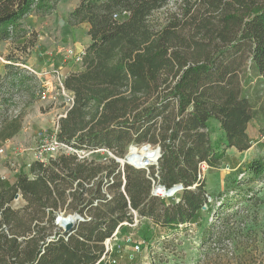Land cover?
Listing matches in <instances>:
<instances>
[{
  "label": "trees",
  "instance_id": "obj_1",
  "mask_svg": "<svg viewBox=\"0 0 264 264\" xmlns=\"http://www.w3.org/2000/svg\"><path fill=\"white\" fill-rule=\"evenodd\" d=\"M58 1L0 0V43L33 47L22 20L32 11L51 13ZM170 3L175 7L166 10ZM202 10L219 16L218 28L208 30ZM82 23L90 42L83 68L64 80L74 100L58 120L57 141L119 158L131 144L148 143L160 147L157 168L148 173L110 156L60 151L46 162L33 160L13 179L0 175V264H95L104 240L132 222V210L137 227L142 219L166 230L195 223L209 204L200 164L218 168L226 149L247 150L252 122L264 136V0H80L66 24ZM187 25L196 34H183ZM198 27L219 42L206 48ZM245 48L249 65L240 79L235 59L225 58ZM211 121L223 133L222 148L212 140ZM20 129V116L5 121L0 141ZM233 176L243 179L234 178L219 196L263 177V158L242 162ZM152 178L166 190L182 188L164 200L152 194ZM229 207L222 199L203 228L201 238L212 243L196 264H264L256 254L264 250L258 232ZM62 211L82 217L69 233L55 222ZM127 231L119 226L120 235ZM225 238L230 249L218 246Z\"/></svg>",
  "mask_w": 264,
  "mask_h": 264
},
{
  "label": "rangeland",
  "instance_id": "obj_2",
  "mask_svg": "<svg viewBox=\"0 0 264 264\" xmlns=\"http://www.w3.org/2000/svg\"><path fill=\"white\" fill-rule=\"evenodd\" d=\"M79 1L60 0L51 13L40 16V18H35L34 12H30L22 20V26L25 31V38L34 37L35 45L33 47L23 50L11 40L0 43V127L14 116L18 115L21 118V129L13 137L3 142L0 141V175L3 178L13 179L14 175L27 169L26 163L34 160V155L42 149L41 145L51 143L58 126V120L65 115L68 109L64 97L56 93L55 90L47 93L45 99H41L39 93L44 86L43 82L49 81V78L45 75H36L27 68L33 69L37 73L49 70L50 62L59 60L64 50L67 47H72L68 45H73V42H67L70 34L63 35L60 30L63 29L67 14ZM174 7L175 5L170 3L166 10H172ZM164 11L162 10L157 16H162ZM202 11L205 12V10ZM201 18L208 26V30L213 31L214 28L219 27V16H215L212 12H205ZM201 21L198 20L196 23L199 24ZM54 26L56 27L54 28ZM84 27V23L79 25L76 33L73 32L72 34L73 37L79 39L81 44H84L85 41ZM199 28L201 32L197 31L196 38H201L206 48L209 49L213 43L219 42V39L213 40L209 37L204 27ZM183 34H196L195 27L187 25ZM209 43L211 45L207 46ZM83 47L86 48L83 45L80 48L73 46L76 49ZM38 53H43V57L39 58ZM249 55V51L245 48L240 53L225 58L226 62L235 59V64L231 66L236 68L240 79L249 65ZM32 76H34L33 79ZM254 86H256V82L253 80L249 87L253 88ZM211 126L213 129L212 140L219 148H222L223 133L219 130L216 122L211 121ZM248 134L251 139V146L247 150L240 152L235 148L226 149L223 162L218 168H210L203 164L201 173L205 179L209 204L203 206L197 222L179 225L177 229L166 230L158 227L153 228L150 221L142 219L138 227L130 228L127 233L121 235V238L126 235L130 236L132 241L126 244L122 243V239L119 241L120 252L114 251L111 255L112 257L115 256L117 260L115 264H196L212 243L201 238L202 231L209 222L214 221L215 211L222 199H225V202L230 206V209L226 211L227 213L240 211L236 216L237 220L244 215L248 216V227L254 230L252 232H258L256 238L263 243V245L259 244L263 249L264 176L237 187L226 195L219 196V193L224 192L232 184L235 178L233 176L234 170L237 166L252 158L262 157L264 160V136L258 133L255 122L250 123ZM144 144L135 145V147L140 149ZM150 146L151 150L156 148V146ZM60 151L75 152L67 148H60L44 151L42 154L49 157L52 152L57 154ZM76 153L80 157L89 156L103 159L104 156H110L115 160L123 158L115 157L110 152L99 149L95 150V153L86 150H77ZM239 178H241L240 180L243 179L241 176L235 179ZM173 196L159 198L169 200ZM74 213L76 212L62 211L58 214L66 217ZM220 218L222 221L224 217ZM231 220L233 221L234 218ZM251 236L253 237V234ZM222 241L224 244H218V246L231 248L228 239L225 238ZM136 244L141 247L136 249ZM256 254H261L260 257L262 258L264 257V250H259Z\"/></svg>",
  "mask_w": 264,
  "mask_h": 264
},
{
  "label": "built area",
  "instance_id": "obj_3",
  "mask_svg": "<svg viewBox=\"0 0 264 264\" xmlns=\"http://www.w3.org/2000/svg\"><path fill=\"white\" fill-rule=\"evenodd\" d=\"M85 55V48H81V49H76L73 47H67L64 52H63V63H66L67 60H71L75 65L78 66L79 70H81L83 68V57ZM28 70H30L32 73L36 74V75H45L47 76V78H49V81L47 82H43L44 86L43 88L40 90L39 96L41 99H45L47 93H50L51 91L55 90L56 93L60 94L61 96L64 97V100L66 102L67 108L71 107L73 104V94L72 92H70L69 90H67L64 86V80L66 78V76L68 75L66 72L64 73V65L59 64V65H55L53 63H51V66L49 67V70H43L40 73H37L35 70L27 68ZM51 78V79H50ZM58 128V126H57ZM57 131V129H56ZM56 131L54 134V137L52 138V141L50 144H42V149L40 150V152L36 155H34V160H39L42 162H46L48 160L49 157H53L55 155V153H51L49 155V157H46L42 154V152L44 151H48L52 149H60V148H67L69 150H73L72 148L68 147L67 145L60 143L57 141L56 139ZM99 150H103V149H99ZM1 151V149H0ZM76 152V150H73ZM33 160L29 161L26 163V168H29L31 162ZM202 163L200 164V168L202 169L203 167ZM156 167L157 168V164H154L153 161L148 160V162L146 164L143 165L142 169H145L148 173H149V168L150 167ZM155 173V172H154ZM157 174L155 173V176ZM152 194L157 196V197H165L167 196L165 193H162V188L157 184H155V180L152 178ZM180 190V189H179ZM179 190H177L176 192H178ZM175 192V193H176ZM175 193H173L171 196H173ZM108 196V194H107ZM163 199V198H161ZM133 213V220L132 222H122L120 225H125L127 226L128 230L130 228H134L138 225V221L139 219H137V215L136 212H134L133 210L131 211ZM118 225L116 227V229L113 231V233L111 234V236L107 239L104 240L103 245H104V253L100 256V258L98 259V261L95 264H115L116 263V258L115 256H111L112 253L115 251L117 253L120 252V248L119 245L122 239V243L126 244V243H130L132 241L130 236H123V238H121L120 232H119V226ZM128 232V231H127ZM114 244V245H112ZM135 248L138 249V244L135 245Z\"/></svg>",
  "mask_w": 264,
  "mask_h": 264
},
{
  "label": "water",
  "instance_id": "obj_4",
  "mask_svg": "<svg viewBox=\"0 0 264 264\" xmlns=\"http://www.w3.org/2000/svg\"><path fill=\"white\" fill-rule=\"evenodd\" d=\"M150 147H151L150 144L145 143L141 148H144L146 152L140 154L137 152H133V149H137V148L135 147V145L131 144L125 156L122 159H116V161L120 162L122 165L126 163L134 166L135 168H143V165L146 164L148 160L154 158V160L152 161L154 164H157L158 158L160 157V147L156 146L154 150H151ZM161 188L167 196H171L177 190L181 189L182 186L175 185L174 187L168 190H166L163 186ZM66 217L67 218L63 217L62 214H57L55 222L60 228L63 229L64 233H69L72 230L74 224L77 221L82 220V217L77 213L68 215Z\"/></svg>",
  "mask_w": 264,
  "mask_h": 264
},
{
  "label": "crops",
  "instance_id": "obj_5",
  "mask_svg": "<svg viewBox=\"0 0 264 264\" xmlns=\"http://www.w3.org/2000/svg\"><path fill=\"white\" fill-rule=\"evenodd\" d=\"M34 12V11H33ZM32 15V14H31ZM33 16L35 17V18H40V16L39 15H37L35 12L33 13ZM27 19V18H26ZM83 24V23H82ZM79 25H81V24H79ZM79 25H77V26H69V25H67L66 24V18H65V23H64V26H63V29L62 30H60L61 32H62V34L63 35H66L67 33H69L70 35V38L68 39V43L69 42H73V45H68V46H74V47H76V48H80L82 45L83 46H85V47H87V45L89 44V42H90V38H89V36L87 35V30H88V24H86V23H84V25H85V27H84V29H85V41H84V44H81L80 42H79V39L77 38V37H73V32H75L76 33V30L78 29L77 27H79ZM56 26H54V28H55ZM71 44V43H70ZM84 48V47H83ZM38 56H39V58L40 57H43V53H38ZM50 63H53V64H55V65H58V64H63L64 65V71L67 73V74H69V73H72V72H78L79 71V68H78V66H76L71 60H67L66 61V63H63V54L60 56V59L59 60H57V61H51ZM51 66V64H49V67ZM231 149H234V148H231Z\"/></svg>",
  "mask_w": 264,
  "mask_h": 264
},
{
  "label": "bare ground",
  "instance_id": "obj_6",
  "mask_svg": "<svg viewBox=\"0 0 264 264\" xmlns=\"http://www.w3.org/2000/svg\"><path fill=\"white\" fill-rule=\"evenodd\" d=\"M133 152H137V153L142 154V153H144L146 151H145L144 148H140V149H133ZM150 160L152 161V160H154V158L153 159H150ZM131 162H132V160H131ZM162 193H165V192L162 190ZM65 218H67V217H65Z\"/></svg>",
  "mask_w": 264,
  "mask_h": 264
}]
</instances>
